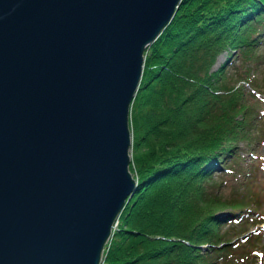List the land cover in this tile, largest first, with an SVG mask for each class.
<instances>
[{
	"label": "water",
	"instance_id": "1",
	"mask_svg": "<svg viewBox=\"0 0 264 264\" xmlns=\"http://www.w3.org/2000/svg\"><path fill=\"white\" fill-rule=\"evenodd\" d=\"M179 1L0 0V264H100L136 187L143 53Z\"/></svg>",
	"mask_w": 264,
	"mask_h": 264
},
{
	"label": "trees",
	"instance_id": "2",
	"mask_svg": "<svg viewBox=\"0 0 264 264\" xmlns=\"http://www.w3.org/2000/svg\"><path fill=\"white\" fill-rule=\"evenodd\" d=\"M263 47L264 0L179 1L144 50L130 103L136 187L101 264H254L260 226L231 242L223 224L257 196L243 179L261 163ZM224 174L246 189L222 193Z\"/></svg>",
	"mask_w": 264,
	"mask_h": 264
},
{
	"label": "rangeland",
	"instance_id": "3",
	"mask_svg": "<svg viewBox=\"0 0 264 264\" xmlns=\"http://www.w3.org/2000/svg\"><path fill=\"white\" fill-rule=\"evenodd\" d=\"M262 53L264 54V47L262 48ZM225 56V53H220L215 61L214 66L216 67L222 61H224ZM260 72L264 74V59L260 64ZM254 153L258 158H260L261 163L255 164L253 166V170L247 174L246 178L243 179V181H246V185L248 186V188L249 186H251L250 189H255V194L257 191V196H253L249 199L250 214H248L247 217L242 218L240 221H235V223H230L229 221H227L226 224H223V228L228 229V234L231 237V242H234L235 240L241 241L244 237V233H247L250 230H256V227L259 226L264 233V221L255 223V220H260L262 218L264 219V139L256 143ZM223 176H226V179L221 186V192L225 195L229 196L230 194L240 193L241 191H244L246 189L243 187L242 183L239 185V188L236 187V184H233L234 182H236L233 175L224 174ZM244 183L245 182H243V184ZM253 254L254 264H264V234L261 235V238L255 240Z\"/></svg>",
	"mask_w": 264,
	"mask_h": 264
},
{
	"label": "bare ground",
	"instance_id": "4",
	"mask_svg": "<svg viewBox=\"0 0 264 264\" xmlns=\"http://www.w3.org/2000/svg\"><path fill=\"white\" fill-rule=\"evenodd\" d=\"M154 40V39H153ZM152 40V41H153ZM144 61V60H143ZM143 69V68H142ZM142 75V74H141ZM140 80H141V76H140ZM140 80H139V83H140ZM139 83H138V85H139ZM138 88V87H137ZM136 93V92H135ZM135 95V94H134ZM134 97V96H133ZM131 150V149H130ZM128 200V199H127ZM126 201V200H125ZM118 217L116 216L115 217V219H117ZM115 219H114V221H115ZM114 221H113V224H114ZM113 224H112V229H113ZM112 229H111V232H112ZM111 232H110V234H109V236L111 235ZM108 236V237H109ZM108 237H107V239H108ZM107 239H106V241H107ZM106 241H105V243H104V246H103V248H102V253H101V261H100V264L102 263V260H103V252H104V247H105V244H106Z\"/></svg>",
	"mask_w": 264,
	"mask_h": 264
},
{
	"label": "built area",
	"instance_id": "5",
	"mask_svg": "<svg viewBox=\"0 0 264 264\" xmlns=\"http://www.w3.org/2000/svg\"><path fill=\"white\" fill-rule=\"evenodd\" d=\"M117 221H118V220L115 219L114 224H113V229H114V227L116 226ZM113 229H112V232H113ZM112 232H111V234H112ZM110 238H111V235L108 237V239H107V241H106V244H109ZM106 244H105V245H106Z\"/></svg>",
	"mask_w": 264,
	"mask_h": 264
}]
</instances>
